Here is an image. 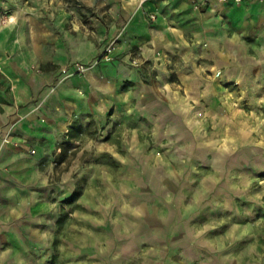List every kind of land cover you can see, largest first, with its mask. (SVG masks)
<instances>
[{"label": "crops", "instance_id": "1", "mask_svg": "<svg viewBox=\"0 0 264 264\" xmlns=\"http://www.w3.org/2000/svg\"><path fill=\"white\" fill-rule=\"evenodd\" d=\"M118 17L113 60L68 76L63 66L92 60L104 41L54 38L46 50L44 40L30 44L23 21L0 22V264H264V218L236 216L215 199L227 190L199 192L191 205L123 206L130 215L112 219L88 206L76 219L74 179L55 165L78 117L136 106L155 147L208 124L207 137L227 135L234 151L264 133V0H123ZM6 133L13 143H2Z\"/></svg>", "mask_w": 264, "mask_h": 264}, {"label": "rangeland", "instance_id": "2", "mask_svg": "<svg viewBox=\"0 0 264 264\" xmlns=\"http://www.w3.org/2000/svg\"><path fill=\"white\" fill-rule=\"evenodd\" d=\"M122 1L0 0V22L23 21L30 44L44 40L46 50L51 48L50 42L54 38L59 39L63 47L70 38L80 36L94 42L104 41L103 48L115 40L116 47L118 35L111 36V30L122 25L118 17ZM98 55L88 62L71 61L61 71L73 62L89 64ZM171 77L175 79V74ZM191 108L194 119L203 117L200 107L194 104ZM144 113L136 106H123L102 117H78L65 133L55 168L60 173L71 172L74 179V193L67 201L71 200L77 220L88 206L92 207L94 217L103 216L100 213L103 210L112 219L130 215L122 214L123 206L165 201L196 204L194 195L200 192L208 200L210 190H227L229 195L221 192L222 195L215 199L236 206V216L244 219L253 214L264 218V213H250L246 207L264 205V161L260 158L258 162H252L253 157L259 158L264 153L259 145L264 140V133H253L258 145L251 141L234 151L229 149L227 135L221 142L207 137L212 135V126L208 124L200 134L186 133L188 140L185 142L175 138L174 142L155 147V134ZM253 121L256 123L255 118ZM213 144L216 146L209 147ZM166 190H171L173 196L150 197L152 193ZM61 205L62 212L67 214L68 202Z\"/></svg>", "mask_w": 264, "mask_h": 264}, {"label": "built area", "instance_id": "3", "mask_svg": "<svg viewBox=\"0 0 264 264\" xmlns=\"http://www.w3.org/2000/svg\"><path fill=\"white\" fill-rule=\"evenodd\" d=\"M195 7L198 6L199 3L205 2L206 0H192ZM218 1H227V0H218ZM233 2H240L241 0H231ZM153 18L154 15H151ZM114 49H115V40H112L109 42L101 51V53L89 64L88 63H79V62H73L63 68L62 73H64L66 76L68 75H74V74H84L86 71H88L90 68H92L94 65L98 64L99 62H110L114 58ZM133 64H137L138 61L136 59L132 60ZM2 143L8 144L13 143L9 134L6 133L2 137ZM14 144H16L14 142ZM31 153H34L33 149H30Z\"/></svg>", "mask_w": 264, "mask_h": 264}]
</instances>
